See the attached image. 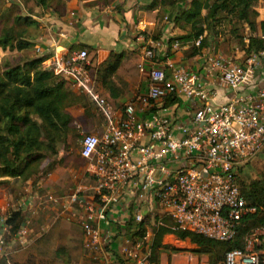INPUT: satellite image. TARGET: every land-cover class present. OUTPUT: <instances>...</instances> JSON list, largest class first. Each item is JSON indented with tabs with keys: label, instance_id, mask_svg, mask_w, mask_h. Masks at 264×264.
I'll use <instances>...</instances> for the list:
<instances>
[{
	"label": "built area",
	"instance_id": "obj_1",
	"mask_svg": "<svg viewBox=\"0 0 264 264\" xmlns=\"http://www.w3.org/2000/svg\"><path fill=\"white\" fill-rule=\"evenodd\" d=\"M202 37L192 44L198 47ZM136 39L144 59L152 62L151 36L140 32ZM171 42L174 49L180 46L178 40ZM243 55L240 62L221 53L205 58L207 74L219 76L233 92L225 103H215L195 73L167 60L148 69L146 92L136 99L139 111L133 102L116 114L95 89L96 71L87 51H54L45 68L88 96L104 118L100 135L88 133L80 140L85 171L96 179L94 196L89 201L71 197L84 204L81 224L89 249L100 245L97 223L106 220L119 190L124 198L155 203L177 228L220 242L235 239L242 219L261 211L242 197L237 173L264 147V46ZM182 97L193 110L188 119L177 120L170 107ZM168 99L176 100L168 105ZM11 206L0 207V257L7 255L4 233ZM132 220L135 225L144 215L138 211ZM24 233V228L16 232ZM242 243L226 252L224 264H264V226L250 228ZM123 254L130 264H152L144 239L126 244Z\"/></svg>",
	"mask_w": 264,
	"mask_h": 264
},
{
	"label": "crops",
	"instance_id": "obj_2",
	"mask_svg": "<svg viewBox=\"0 0 264 264\" xmlns=\"http://www.w3.org/2000/svg\"><path fill=\"white\" fill-rule=\"evenodd\" d=\"M149 3L150 0H46L45 5H42L40 0H25L23 5L14 2H8V5L16 15L31 17L34 21V24L24 26L28 31V40L33 42L32 49L29 47L30 49L22 50L21 56L24 59L44 57L42 66L45 67L56 49L62 53L85 49L90 65L96 71L95 89L108 101L116 114H119L126 104L133 102L139 111L136 99L146 92L148 69L152 63L161 66L167 60L195 73L201 87L214 94L213 101L215 103L227 102L233 96V92L221 81L219 76L207 74L205 58L209 53H221L240 62L250 36L264 41V26L260 25L261 22L264 23V0H256L253 6L256 12V25L253 32L249 30L246 23H242L236 33L230 31L232 28L230 24H226L225 27H220V32L217 35L207 31L203 32L202 47L192 44L196 38L187 34L190 32L189 25L181 27L170 19L168 6L162 7L158 4L153 8H146ZM35 31L36 35L32 39ZM140 32L149 34L155 43L156 54L152 58V62L143 57V49L139 40L136 39ZM174 40L180 41V46L176 49L173 48L171 42ZM237 41L244 42L239 46ZM37 48L40 49L38 53ZM117 60L119 62L116 69L104 76V70L108 63ZM142 64L144 67L140 68ZM58 78L64 80L67 86L69 85L70 91L78 94L83 93L69 81L61 77ZM109 85L111 88L108 87ZM86 97L88 98V96ZM88 100L91 103L89 98ZM68 107H66V111L71 116H76L74 115L76 109L72 110V107ZM192 110L191 103L187 102L184 97L178 99L170 107L171 115L177 120L188 119ZM99 116L103 123L104 118L100 114ZM94 185H92L93 188ZM24 189L28 192L26 197H30L35 192L31 191L28 186ZM33 195L35 196V194ZM83 196L85 200L92 199L89 196L85 197L87 195ZM83 196L81 199L85 201ZM11 197L10 187H8V196L5 190L0 188V207L6 204L7 200L9 203ZM116 197V201L106 212V220L97 223L101 243L94 252L97 255L98 264H130L123 254L126 244L144 239V244L150 245L152 249L156 231L153 232L148 227L149 219L156 221L164 228L171 226L167 221L173 222L171 218L162 213L155 203L124 198L122 190L116 193ZM25 211L22 210V213ZM138 211L144 215L145 238L133 234L134 223L129 224L133 214ZM83 212L84 206L80 205L75 210L73 209L72 213L78 219L77 221H81ZM47 216L49 215L47 214ZM4 234L6 235V233ZM162 236L161 244L166 247L160 249L157 264H198L196 256L186 252L185 249L188 246L183 245V239H179L170 232H166ZM169 236L173 238H167ZM152 264L154 263L152 262Z\"/></svg>",
	"mask_w": 264,
	"mask_h": 264
},
{
	"label": "trees",
	"instance_id": "obj_3",
	"mask_svg": "<svg viewBox=\"0 0 264 264\" xmlns=\"http://www.w3.org/2000/svg\"><path fill=\"white\" fill-rule=\"evenodd\" d=\"M45 1L40 0L42 5H45ZM255 2L256 0H150L146 8H153L158 4L162 7L168 6L170 19L181 27L189 25L190 32L187 34L198 38L205 31L217 35L220 27H225L226 24H230V31L236 33L240 25L246 23L253 32L256 25V12L253 9ZM11 11L13 10L10 8ZM8 22V27L0 31V47L17 51L31 47L33 42L28 40V31L24 28L34 24L31 17L14 13L10 17L8 15ZM260 25L263 27L264 23L261 22ZM202 40L203 37L198 47H202ZM243 42L237 41L239 46ZM263 46L264 41L250 36L244 50L249 53ZM24 61L23 64L7 67L0 74V184L6 180L13 181L34 174L35 164L43 160L48 152H56L58 137L61 138L63 129L73 122L66 107L79 101L78 95L68 89L64 80L42 66L44 57ZM118 62H109L104 76L113 72ZM108 87L111 88L110 85ZM175 100L168 99L166 104L171 105ZM240 171L241 167L238 172ZM237 182L239 185L238 179ZM239 189L247 202L262 209L242 219L235 239L220 242L189 231L165 229L160 226L152 243L151 261L158 263L159 251L166 247L161 244V237L170 232L179 239H189L191 243L196 244L199 249H193L194 252L209 253L212 248H217V256L210 264H218L221 261L224 264L227 251L242 247L245 232L256 226H264V174L247 184L243 182ZM132 221L131 217L129 224H132ZM6 222L10 231L15 233L20 226V213L13 212ZM145 228L143 220L134 225L133 234L142 236Z\"/></svg>",
	"mask_w": 264,
	"mask_h": 264
},
{
	"label": "rangeland",
	"instance_id": "obj_4",
	"mask_svg": "<svg viewBox=\"0 0 264 264\" xmlns=\"http://www.w3.org/2000/svg\"><path fill=\"white\" fill-rule=\"evenodd\" d=\"M14 12V10L10 12L8 1L0 0V31L8 27V15L10 17ZM21 28L23 27H19ZM35 35L36 31L32 39ZM21 52L0 47V74L7 67L23 64L24 60L28 59H24ZM68 89H71L69 85ZM74 94L78 95L79 101L73 102L68 108L76 109L74 114L76 116H71L73 122L63 129L61 138L58 137L55 144L56 152H48L43 160L35 164L34 174L13 181L6 180L0 184V188L5 190L7 196L8 187L12 191L9 200L12 206L9 208L8 218L13 212H19L21 216L19 229H25L24 235H18L17 231L15 233L10 231L8 226V232L4 237L8 257H0V264H98L94 250L86 246L81 221H77L72 213L73 209L84 204L72 201L71 197L73 194H77L79 199L83 195L92 198L94 196L92 185L96 183V179L85 171L86 161L80 157L79 149L84 134H101L102 119L84 93ZM263 174L264 148L251 161L241 166V171L237 174L239 186L243 182L247 184L253 179H258ZM26 186L35 191L30 197H26L28 193L24 189ZM22 210L26 211L22 213ZM167 223L171 228L166 226L165 229L180 230L174 222ZM148 225L153 232L160 227L151 219ZM183 245L188 246L186 252L196 256L198 264H210L217 256V248H212L209 253L194 252L193 249L199 247L189 239H185ZM218 264H223V261Z\"/></svg>",
	"mask_w": 264,
	"mask_h": 264
}]
</instances>
